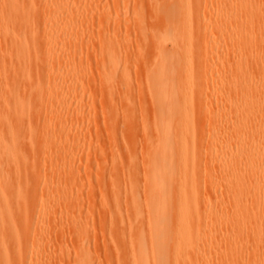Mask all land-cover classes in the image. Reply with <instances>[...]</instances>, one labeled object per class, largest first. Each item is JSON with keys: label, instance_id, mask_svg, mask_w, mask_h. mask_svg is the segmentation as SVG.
Wrapping results in <instances>:
<instances>
[{"label": "bare ground", "instance_id": "bare-ground-1", "mask_svg": "<svg viewBox=\"0 0 264 264\" xmlns=\"http://www.w3.org/2000/svg\"><path fill=\"white\" fill-rule=\"evenodd\" d=\"M106 1L109 13L89 3L87 9L86 0H0V264H47L41 248L75 240L79 229L86 234L75 243L73 264H95L84 241L95 208L94 199L83 200L90 136L73 133L68 123L76 118V128H84V105L75 102L78 112L71 115L69 98L84 90L77 82L89 67L82 47L95 16L104 92L96 89L109 98L102 97L111 110L104 118L114 132L104 144L111 160L107 189H98L106 217L114 220L109 234L117 263L264 264V9L258 6L264 0H159L149 21L136 14L138 30L149 27L144 37L154 40L151 69L141 78L152 118L142 103L135 112L136 80L122 51L127 38H117L131 0ZM214 3L221 6L208 14ZM207 36L210 46L195 44ZM223 58L232 60L217 68ZM120 117L126 127L139 119L134 129L149 136L141 172L131 162L135 143L124 150L136 140L132 127L125 129L128 147H120ZM70 140L80 151H66ZM35 149L40 157L28 164L26 152ZM104 153L97 148L93 156L104 160ZM137 178L140 192L133 187L132 195L127 185ZM88 190L92 195L90 184Z\"/></svg>", "mask_w": 264, "mask_h": 264}, {"label": "rangeland", "instance_id": "rangeland-1", "mask_svg": "<svg viewBox=\"0 0 264 264\" xmlns=\"http://www.w3.org/2000/svg\"><path fill=\"white\" fill-rule=\"evenodd\" d=\"M86 2H85V4L89 3L91 5L92 9L96 8V6H97L98 10H102V11L105 10L107 13H109L110 10H111V4L112 3L111 2H107L106 0H96V1H94V0H86ZM92 2H93V4H92ZM157 2H159V0H148V1L142 0V3L138 4L137 0L136 1L131 0L129 5H128V8H129V11H128V23L124 24V16L121 14L120 21H121L122 27L120 28L121 31L119 33V36L117 37L119 40L127 38L126 39L127 40L126 43H123L122 45L123 46L124 45H128V46L122 48V51L126 52L127 58H128V60H129V62L131 64V67H132L133 79L136 80V81H133V89H134L133 93L135 91V97H134V94H133L132 98L134 99V103L136 101L138 103H140V104H138V106L135 105V107H136L135 109L136 110L139 109V111H141L140 105L142 103L143 112H144V114H146L147 118H152V112H151V109H150L151 101H149L148 98L146 97V85H145V82H141V81H144V79H145L144 77L146 76V73L151 69V64L150 63H151V57H152V54H153V49H152L153 46L151 48H150V46L153 45V41L154 40H151V42H150V38H148V37L145 38L144 37L145 33H146V31H147V29L149 27H147V26L144 27V29H146V30H144L143 32H140L138 30V28H137V22L138 21L135 19V16L138 13V14L144 16L145 18L148 16L146 19L150 20L151 17H154L153 15H151V17H150L151 6L153 4L155 5ZM89 4L86 5V6H88L87 9L89 8ZM93 5H95V7H93ZM220 6L221 5L217 4V3L209 5L207 7L208 14L216 12V10L219 9ZM258 6H259V8L262 7L261 10L264 9L263 8L264 5H262L261 3ZM91 7H90V9H91ZM99 19H100L99 16H95V19H94L95 20L94 21L95 25L93 24L95 29H93V26H92V28H90V31H89L90 33H89V35L86 36L85 43H84V45L82 47V51H83L82 59L84 60L85 66L89 65V67H88V69H87V67H83L82 68V70H81L82 80L77 81V82L79 83V89L82 90V88H83L84 90H82L79 93H77L76 96L70 95V98H69V112H70L71 115H73L76 112H78V109H77V107L75 105V102L79 101L80 105H81V103L84 105L83 106L84 108L81 107V109H82L81 112L83 111L82 113H85L84 117L86 116L84 118V121H85L84 122V128L83 129L76 128V124H77V121H78V120H76V118H71L73 120L69 119L68 123H69V125H71L70 127L72 128L73 133H77L78 131H81L84 134L90 136L89 139H88V142H87V146L88 147H86V150H85L86 153H85V155L83 157L84 163H82V166H84L86 168V170L88 171L87 175H82L83 179L85 180V181L83 180L85 182V184L83 186L81 184V181H76L78 183L77 185H82L83 186V192H84L83 193V200H84V202L86 203L88 200H90V198H92V200L94 199V202H95V208L89 212V216H90V218H89L90 219L89 232L85 236V239H84V241H85L86 238H87V240H89V241L87 242L88 244H86L85 250L86 251H90V255L95 260V262H94L95 264H118L117 263V259H116V255H115V253H113L114 252L113 250L115 248L114 244H113V240H110L111 237H110V234H109V232H110L109 223H113L114 220H112L109 217L108 218L106 217L107 215L105 214V211L101 207L100 200H99L100 199L99 198L100 195L102 196V194L100 193V191L102 189L101 190L98 189L100 187V185H101V187L103 189H105L106 187L104 186V184H106V185L108 184L106 182H108L109 177H110V173L109 172H111V160L109 158L110 156L107 154L108 153V150H107L108 148L107 147H108V144H109L108 142H109V140L112 139L113 133H114L112 131L113 130V128H112L113 127V122L111 121L110 117H108V118L110 119L112 126H110L108 124L107 120H105L107 115L111 113V110L108 109V107H107V109H108V111L110 110L109 112L106 109H104V108H106L107 105L110 106V102H108L109 104L104 102V103H106L105 105L102 103L103 99L106 98L107 94L106 95L105 94H101V95L99 94L101 92L100 91L101 90L100 89L101 88L100 87L101 86V81H100V78H99L100 76L98 77V75H97V74H99V71L97 72V70H99L97 68L98 67V65H97V56H98L99 52H98L97 48H94L95 44H96V47H97V43H98V39H99V33H100V29L98 27L99 26V22H98ZM210 20L211 19H210L209 15H207V19L205 20V23H204V25H205L204 31H205V33L207 35H210L211 32L213 31V27L211 26ZM150 22H152V24H154V25H157V22L155 20L154 21L151 20ZM162 28L163 27L161 25H157L156 26V30H158V31L162 30ZM208 38H209V36L205 37L204 39L201 38V37H197V39L195 40V44H197L199 47H202L205 44H208L210 46L211 43L208 42V40H209ZM141 40H143V41H141ZM140 42L143 45H141ZM149 43H150V45H149ZM139 44H140V46H139ZM147 44H148V46H147ZM145 45H146V47H145ZM170 46H171V44L168 43L167 44V48L170 49ZM143 47H145L148 50L151 49V51H150L151 54H149V51L147 52L149 56L151 55L150 57H148V55L145 56V54H147L146 53L147 50L145 51V48L143 49ZM137 49H138V51H137ZM143 52H145V53H143ZM137 55H139V56H137ZM241 59L242 60H247V59H249V57L248 56H243ZM231 60H232L231 58L220 59L218 64H217V68L222 67L224 64L229 63ZM87 62L89 63L88 65H86ZM143 69L145 70L144 74H143V71H142ZM146 69H147V71H146ZM140 75H141V77H140ZM142 75L144 77L141 80ZM96 84H98V86L95 87ZM138 86L141 87V88H139ZM96 88L98 89L99 93L97 92ZM199 89L201 90L200 85H199ZM103 92L104 91H102L101 93H103ZM96 93H98V94H96ZM104 96H105V98H104ZM102 97H103V99H102ZM135 98H137V99H135ZM71 99L73 100V102L70 103ZM140 99H142V100L140 101ZM108 100H109V98H108ZM104 110H106L105 113H104ZM148 110H149V112H147ZM139 111L137 110L135 112L140 113ZM106 112H108V113L106 114ZM139 116H138V118H139ZM196 117H197L198 121H200V122H204L205 121V117L202 116L201 112H198L196 114ZM120 119H121L120 121L117 119L118 121L116 120L115 122H117V123L120 122V123H118L119 127H121L120 124L123 127H125L123 129L125 133H124V135L122 134V136L119 134L121 137L118 134L117 135L120 137V139L123 138V140L124 139L125 140L123 141L124 143L122 141H121L122 143L119 142L120 139H119L118 142L121 145L120 147L124 148V146H126L125 145V141L129 144L128 141H131V137H132V140L136 139V140L132 141V143L130 142L131 145H129V147L126 146L128 148L125 147L126 149H124V150L125 151L127 149L131 150L130 147H132V144L135 143L136 149L133 151L134 152V157H133V160H131V162L141 172V170H142V162H143V159H144V151H145L146 147L148 146V144L150 145L149 136L145 137L141 131L140 132L138 131L139 129H136V130L134 129L135 126H136V128H137V126H139L138 125V124H140L139 119L136 120V123L134 124V127L130 126L134 130L131 129L130 127H128V125H127V127L130 128L129 130H131L130 131L131 133H132V131H134V134L136 132V134L134 135L135 137L133 136V133H132V136L131 135L127 136L128 133L129 134H131V133L128 130L127 131L125 130V129H127V127H126V124L124 123L125 122L124 118L120 117ZM138 121H139V123H138ZM108 131H111V133H109L110 135L112 134L111 139H109L110 135L108 136V134H106ZM137 131H138V133H137ZM39 135L41 137H43L42 132H39ZM126 136L129 137V139ZM107 137H109V138H107ZM107 140H108V142H107ZM104 144H107L106 145L107 147ZM138 146H140L139 147L140 150H139ZM89 147L92 148L91 156L87 157L88 156ZM141 147H142V149H141ZM97 148L103 149V150L105 149V153L107 152L106 156L108 155L107 156L108 158L104 155L103 156L104 158L102 157L104 160H102V159L98 160V158L93 156V153H94V151ZM65 149H66L67 152L80 151L78 149L77 144L75 142H73L72 140H70L68 142L67 147ZM138 150L139 151L142 150V151L139 152ZM26 153H27L26 162L28 164H31L32 161H34L35 159L40 157V154L37 153L36 149L33 150V151H28ZM139 154H141V155L139 156ZM138 165L141 167V170H140V167ZM82 170H84L83 167H82ZM137 180H138V178L134 179V181L128 182L127 187L129 188V192L132 195H133L134 191H137L136 189H138V192H140V187H141L140 184L136 187V184L139 183V181H137ZM131 182H133V183H131ZM99 183H102V184H99ZM89 184L92 186L93 191L95 192V193L93 192L94 194L92 193V195L89 194V192H90L88 190ZM130 185L132 187H130ZM133 187L134 188L136 187V189L134 190ZM76 188H80L81 189V186H77ZM78 191L79 190H76L75 192H78ZM74 194H76V193H74ZM199 198H200L201 201H204V200L207 199V196L205 195L203 190H202L201 193H199ZM74 200L78 201V197H76ZM84 212L88 215V210L87 209ZM85 213H84V216H87V215H85ZM200 218H202L201 215H200ZM56 229H57V227L54 228L53 231H55ZM85 234H86V232H83L82 229H79V230L75 231V237H74L75 240H70V241H66V242H63V241L60 240V242H58L59 244H52V245H48L47 247L41 248L42 255L45 256V262L47 264H60L61 263L60 260H61V258H63V259H66V261H67L66 263H63V264H73V258L75 257V254H74L75 243L77 242V240L81 239V237H83V235H85ZM110 241H112V242L110 243ZM249 244L254 246V242H250ZM109 251H111V252H109ZM235 254H236V251L233 253V255H235ZM251 259H252V257H251Z\"/></svg>", "mask_w": 264, "mask_h": 264}]
</instances>
